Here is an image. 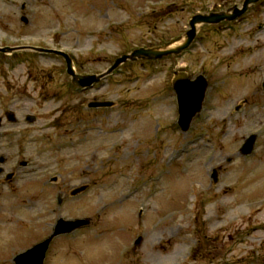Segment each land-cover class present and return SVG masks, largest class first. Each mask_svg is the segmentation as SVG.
Masks as SVG:
<instances>
[{"label":"rangeland","instance_id":"rangeland-1","mask_svg":"<svg viewBox=\"0 0 264 264\" xmlns=\"http://www.w3.org/2000/svg\"><path fill=\"white\" fill-rule=\"evenodd\" d=\"M241 2L0 0V46H26L0 53V156L4 171H20L0 188V264L59 217L90 225L54 238L45 264H264V231L251 229L264 225V0L231 23L200 25L177 58L126 62L80 92L63 58L28 48L61 49L78 73H101L182 35L194 12ZM176 71L207 81L186 131Z\"/></svg>","mask_w":264,"mask_h":264},{"label":"water","instance_id":"water-1","mask_svg":"<svg viewBox=\"0 0 264 264\" xmlns=\"http://www.w3.org/2000/svg\"><path fill=\"white\" fill-rule=\"evenodd\" d=\"M259 0H243L240 5L234 4L224 10L210 11V12H194L188 21L189 28L180 36L175 37L162 45L151 47L134 48L128 53L121 54L114 59L111 65L100 74H78L75 72L71 57L60 50H48L34 48L45 52H51L62 56L65 60L66 72L71 77V82L81 88L90 87L99 79L111 74L116 68L127 61H136L139 59H160L167 56L176 58L187 50L193 43L198 28L203 24H217L222 21L231 22L244 14L249 7ZM12 49L9 47H2L0 51L9 52ZM172 88L176 94L177 110H178V125L181 130H188L190 123L194 116L201 110L202 102L207 88V81L202 75L191 79L183 71L175 72L172 79ZM264 88V81L262 83ZM112 101H96L90 102L88 106H110ZM255 135H250L240 149L241 153L247 154L252 150ZM214 181L217 180V173L214 170L212 174ZM85 189V186L74 189L71 194H77ZM61 199L59 198V202ZM89 219H72L65 220L59 218L56 221L54 230L49 237L43 241L35 244L31 249L17 255L15 257L16 264H44L45 252L50 244L52 238L58 234L69 233L77 228L83 227L89 223ZM140 241V238L138 239Z\"/></svg>","mask_w":264,"mask_h":264},{"label":"flooded vegetation","instance_id":"flooded-vegetation-1","mask_svg":"<svg viewBox=\"0 0 264 264\" xmlns=\"http://www.w3.org/2000/svg\"><path fill=\"white\" fill-rule=\"evenodd\" d=\"M21 8H25L26 7V3H21ZM15 132V129L14 131ZM6 135V134H5ZM4 135V136H5ZM8 141H11V139H9ZM8 160L5 158L2 162V169L3 166H5L7 164ZM20 171H4V169L1 171L0 170V188H2L3 186H6L7 189H9V184L10 182H12L13 180H15V178L17 177L18 173ZM254 231L260 230V231H264V225H261L259 227L255 226L251 228Z\"/></svg>","mask_w":264,"mask_h":264}]
</instances>
